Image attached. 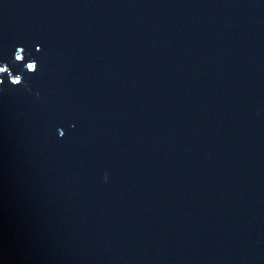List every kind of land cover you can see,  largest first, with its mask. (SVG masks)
I'll return each mask as SVG.
<instances>
[{
  "label": "water",
  "instance_id": "water-1",
  "mask_svg": "<svg viewBox=\"0 0 264 264\" xmlns=\"http://www.w3.org/2000/svg\"><path fill=\"white\" fill-rule=\"evenodd\" d=\"M5 64L0 264H264V0H0Z\"/></svg>",
  "mask_w": 264,
  "mask_h": 264
},
{
  "label": "clouds",
  "instance_id": "clouds-1",
  "mask_svg": "<svg viewBox=\"0 0 264 264\" xmlns=\"http://www.w3.org/2000/svg\"><path fill=\"white\" fill-rule=\"evenodd\" d=\"M16 60H17V55H16ZM27 69L29 72H36L38 70V64L33 61V62H29L26 65ZM6 69V70H5ZM7 73H10V69L8 68V66L5 65H0V77H3V75ZM10 83L12 85H21L23 83V77L21 75H10ZM13 76L17 77L16 79H13ZM4 80L2 78H0V84H3ZM63 136V135H61ZM107 178V177H106Z\"/></svg>",
  "mask_w": 264,
  "mask_h": 264
}]
</instances>
